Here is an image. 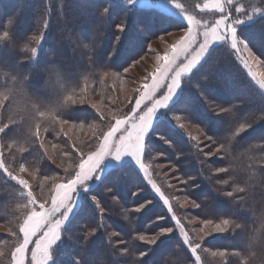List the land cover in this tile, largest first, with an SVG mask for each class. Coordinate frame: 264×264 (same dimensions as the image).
I'll use <instances>...</instances> for the list:
<instances>
[{
	"label": "trees",
	"instance_id": "trees-1",
	"mask_svg": "<svg viewBox=\"0 0 264 264\" xmlns=\"http://www.w3.org/2000/svg\"><path fill=\"white\" fill-rule=\"evenodd\" d=\"M147 1L152 4L141 3ZM197 1L200 0H180L188 14L204 23H214L220 13H202ZM154 2L159 0H0V34L8 31L10 37L0 44V72L20 76L31 72L29 87L35 93L26 94L23 83L19 82L14 88V107L0 109V125L12 126L0 134L9 171L24 168L33 179L31 191L24 193L21 186L0 172V193H4L0 195V250L4 251L5 259L15 244V237L8 231L9 224L20 227L30 213V204H49L54 184L71 180L83 160L81 157L89 155L101 143V132L106 131L108 122L114 124L116 118L122 117L143 90L141 85L121 108L120 89L124 91L129 81L136 80L134 72L157 53L154 43L161 36L186 29L180 16ZM263 6L264 0H237L236 4L246 13ZM105 8L108 13L102 21L100 13ZM238 16L245 21L237 26L238 37L264 65V14H254L249 20L234 9V22ZM9 18L14 21L10 29L6 27ZM120 25H124L123 32L117 30ZM33 36L42 39L36 59L29 61V54L19 51V47ZM85 44L89 46L84 47ZM214 47L216 50L198 74L186 78L184 96L169 113V119L180 115L185 128H173L167 122L159 127L155 123L153 127L157 135L162 132L167 136L171 147L156 137L151 138L152 151L147 152L152 160L151 172L148 167L143 172L133 162H124L107 172L98 186L89 189L88 194L100 199L97 204L101 203L104 211L93 208L91 203H81L72 227L65 226L52 264H237L227 253L241 249L248 234L264 228L260 217L237 210L231 204L232 198L218 194V189L227 191L234 186L225 188L218 183L228 179L230 173L214 171L226 167L227 161L219 154L205 155L215 147L201 134L207 121H212V128L219 131L213 134H224L222 139L226 140L233 132L236 114L243 117L255 113L257 119L264 120L263 90L250 80L247 70L226 46ZM51 65H58L59 70L52 74L46 88L41 70ZM209 82L212 87L207 92L197 87ZM8 83V77H0V89ZM44 89L46 93H41ZM80 99L84 101L75 102ZM232 105L235 107L231 113L223 115L230 124L223 125L222 120L220 124L213 118L214 109ZM37 111L47 112L48 119L38 117ZM97 137H101L98 142ZM236 147L239 152L254 157L264 155V121H257L241 134ZM160 164L168 167L165 178ZM149 175L157 187L166 186L172 212L148 183ZM138 191L139 195H133ZM185 197L201 203V208L185 203ZM146 200L152 201L148 207L139 213L132 211ZM126 210L128 220L123 218ZM160 216L165 219L157 220ZM229 216L244 225L243 229L235 230V235L226 230L200 240L192 231L203 227L201 220L218 223ZM192 219L196 223H189ZM177 220L190 236L181 234ZM168 227L173 232L155 246L135 239ZM91 230H95V235L87 239L85 234ZM187 239L192 247H200L190 251ZM123 249H128L127 254ZM143 252L148 255L140 260L139 254ZM214 252L225 255H213Z\"/></svg>",
	"mask_w": 264,
	"mask_h": 264
},
{
	"label": "snow or ice",
	"instance_id": "snow-or-ice-1",
	"mask_svg": "<svg viewBox=\"0 0 264 264\" xmlns=\"http://www.w3.org/2000/svg\"><path fill=\"white\" fill-rule=\"evenodd\" d=\"M168 4L183 13L186 31L173 45L170 46V51L166 50V54L164 56L157 57L158 60L163 61V63L158 66V75L152 79L150 84L145 85L147 91L141 90L140 97L136 100L135 107L131 110V114L116 118L115 124L109 121L105 126L106 131L101 132L102 139L104 138L105 134H107L109 139L119 140L121 136H123L130 129L134 128V134L137 141H143V151L144 153L148 152L149 154H151L152 151L150 139L153 137L158 138L164 144L171 147V141L166 135H164L162 132L157 135V131H155L153 128L154 122H156L158 127L161 123L167 122L170 127L175 128L178 126L180 129L185 128V124L182 121L180 115H172L169 119V113L173 112V110L176 108V105L181 102L184 96V86L188 82V79L186 78H192L194 75L198 74L199 69L206 63L209 55L216 50V47L214 46H226L231 51V53L237 57L240 65H242L243 68L248 71L250 78L256 82L260 89H264V78H260L257 73L252 71V62L258 61L259 58L248 47L247 43L240 39L237 35V25L242 24L245 21L244 19L239 18V16L235 22L232 19L234 9L237 13L245 14V18L249 20L254 14L264 11V9L255 10L253 13H249L247 11L246 13L245 9L236 7L237 0H220V2L215 5H209L208 3H205L202 7H197H200L202 12L207 11L213 14L220 13L221 16L219 19L215 20L214 24H204L203 21L197 19L194 15L188 14L186 5L181 3L180 0H159V5L164 10H167ZM107 13V8L101 11L100 16L102 21H104L106 18ZM117 30L119 32H123L124 25L118 26ZM160 40L163 42V36L160 37ZM107 75H112L115 77L116 73H108ZM165 81H168V83L165 84ZM161 87H164L165 91L157 97L156 93ZM197 87L207 92L212 87V84L211 82L206 84H198ZM83 101V99H80L75 102L82 103ZM145 101L150 102V106L138 114L137 110L141 108V104ZM232 107L235 106H220L214 109L213 118L219 123L222 120L224 122L223 125L230 124L231 121L224 119L223 115L225 113V109H231ZM236 115L238 116L237 120L243 121L245 124L252 123L253 121H264L257 119L255 113L243 117H241L240 114ZM173 121H175V125L172 124ZM206 123L207 126L201 131V134L206 140L211 141L212 145H215L211 152L205 154L208 157H212L218 154L217 142L222 140L224 134L222 136L214 135L213 133L216 130L212 128V121H207ZM124 125H127V127H124L123 131H121V128ZM9 128H12V126L7 124L0 125V134H4ZM246 131L247 130L243 131L241 134L245 133ZM117 132L120 133L119 136H116ZM101 137H97V142ZM194 139H198V137H194ZM81 143H83V141H81ZM81 158L86 159L87 157L85 158L82 156ZM145 165L148 167V169L151 167L150 163H145ZM26 171L27 169H20V172ZM173 171H175V168H173ZM214 171L224 173L223 167L215 169ZM0 172H3L13 181H15L16 184L21 186L23 192L31 191V186L26 180L22 179L21 176L16 172L9 171L2 149H0ZM104 175L105 174L102 173V170L98 169L96 176H100L101 180L97 181L96 176H93L92 183L95 186H98L102 182ZM192 179H195V177H192ZM182 182L187 183V181ZM148 183L153 189H155L156 193H160L161 196H163V193H161L160 188L157 187L156 182L152 180L151 175L148 176ZM83 187L84 186H81V188ZM3 194L4 193H0V195ZM139 194V191L133 193V195ZM77 199L81 198L77 197ZM98 200L100 201V199H98V197L93 193H86L81 199V202L91 203L93 208L100 209L101 211L103 208L101 207V203L97 204ZM81 202L79 204V210ZM163 202L169 206L168 211L172 212V206L169 204V201L165 199ZM184 202L190 204L193 208H201V203L196 202L195 200L189 201L187 197H185ZM151 203V200H146L142 205L136 207L132 211L139 213ZM79 210L74 213L73 205L69 204L68 208L64 209V213H67V217L65 218L64 213H61V216L59 217L60 223L56 224L48 232V234L44 236L43 240L40 238L44 235L43 232H41L39 235L32 236V232L29 229L23 228V230H21L23 222H21L20 227L9 224L8 231L11 236L15 237V244L14 247L9 250L8 257L6 259L4 251L0 250V264H52L57 245H59L60 238L63 236V233L66 230L65 226H67V228L72 227L75 216ZM173 217H175V213H173ZM123 218L125 220L130 218L127 210L125 211ZM164 219V216L157 217V220ZM189 223H196V221L192 219L189 221ZM200 223L203 225V227L192 229V231L197 233L200 240H202L204 236L212 235L213 232L223 233L229 227L227 219H221L218 223L214 222L212 219H204L201 220ZM176 224L179 227L182 235H189V233L185 231L184 225L181 224L179 220L176 221ZM0 227H2V225H0ZM172 232L173 228L171 227L161 228L153 234L138 235L135 237V239H138L144 244L155 246L158 241ZM113 234L117 235L115 232ZM85 235L87 239H90L95 235V230L88 231ZM121 243H128V241H121ZM30 245L31 248L29 247ZM186 245L192 252H195L200 247L199 245L192 247L190 239L186 240ZM122 251L127 254L128 249H123ZM146 255H148L147 252L139 254V259L142 260ZM213 255L223 256L224 253L214 252ZM76 264H79V262H76Z\"/></svg>",
	"mask_w": 264,
	"mask_h": 264
},
{
	"label": "rangeland",
	"instance_id": "rangeland-1",
	"mask_svg": "<svg viewBox=\"0 0 264 264\" xmlns=\"http://www.w3.org/2000/svg\"><path fill=\"white\" fill-rule=\"evenodd\" d=\"M197 2L199 3L198 6L202 7L205 3H208L209 5H215L219 3L220 0H200ZM141 3L144 5L147 4L149 6L152 4L151 2H148V1L146 3L145 2H141ZM153 4L159 5V2H154ZM158 7H161V6L159 5ZM200 7H198L199 10H200ZM254 8H255V4H254ZM259 9H264V6ZM259 9H255V10H259ZM167 10L173 12V14L175 15L180 16L182 20H184L183 13L175 9L174 7H172L170 4L167 5ZM202 13H208V12L203 11ZM257 14L258 15L264 14V11H261ZM220 16L221 14H219L217 19H219ZM204 24H207V23H204ZM185 31L186 29L174 32L172 34H168L163 37V42H161V40H158L154 43V48H155V51H157V53H155L149 59V61L145 62L144 65L142 64L141 67H139V69H137L134 72L135 75L137 76L136 80L134 79L133 81H129L127 88H125L124 91H121L120 89L121 97H118V98L121 101V108L124 107V105H126L127 101L128 102L130 101V99L133 96V93H135V91L141 85H143V90L147 91V89L145 88V85L150 84L152 79L156 75H158V66L163 63V61L158 60L157 57L164 56L166 54V50L170 51V46L173 45L177 41V39L184 34ZM248 47L250 48L249 45ZM252 71L257 73L258 76H260V78H264V65L260 60L252 62ZM247 74H248V77L250 78V74L248 73V71H247ZM144 79L146 80L144 81ZM250 80L253 81L251 78ZM167 83L168 81H165V84ZM261 90H263L264 92V89H261ZM164 91H165V88L161 87L159 91L156 93V96L157 97L160 96V94ZM40 92L46 93L45 89L40 90ZM140 94L141 93H138L136 95L133 106L128 108V110L126 111L124 115L131 114V110L135 107V102L137 99H139ZM148 106H150V102L148 101L143 102L141 104V108L137 110V113L139 114L140 112L146 110ZM163 111H166V110H163ZM155 123L156 122H154L153 127ZM124 127H127V125L122 126L121 131H123ZM215 132L218 133L219 131H215ZM119 135L120 133L117 132L116 136H119ZM0 149H1V143H0ZM86 157H85L86 159H83L77 166L76 173L71 178V180L66 181V182L60 180L54 184V186L52 187L49 193V195H51V198H50L51 200L49 204H47L48 202L46 203L45 201L44 202L46 205L38 204V206L36 205L33 206V204H30L31 206L30 213L28 214L27 219L24 221L21 230H23V228L29 229L32 232V236L39 235L41 232H43L44 235L40 237L41 240H43L44 236H46L48 232L56 224L60 223L59 217L61 216V213H64V209L68 208L69 204L73 205V211L74 213L76 212L83 196L86 193L88 194L89 189L95 186L92 183V177L96 176L98 169L102 170L103 174H106L114 167H118L122 165L124 162L131 161L134 164H136L140 170L145 172L147 169V166L145 165V163L151 164V161H152L151 159H148L147 152L144 153L143 151V141L142 140L137 141L136 136L134 134V128L126 132L123 136H121L119 140L109 139V136L105 134L101 143L96 148H94L92 152ZM157 157L160 158L159 156ZM159 168L161 169L162 175L165 178V176H167L169 173L168 167L165 164H160ZM17 169L13 171L18 173L21 176V178L26 180L27 183L31 186L33 179L29 176V174L27 172H20V170H18L17 172ZM149 172H151V168H149ZM96 179L97 181H100L101 177L96 176ZM168 184H169V180H168ZM81 186H84V187L81 188ZM160 186L162 187V189L161 187L159 188L161 190V193H163V196H161L160 193H156L155 189L153 188L152 189L155 192V194L158 196V198L161 200V202H163L165 199H167L165 191H168V190L166 189V186L164 185H160ZM24 193H27V192H24ZM77 197L81 199H77ZM64 217L65 218L67 217V213H64Z\"/></svg>",
	"mask_w": 264,
	"mask_h": 264
},
{
	"label": "clouds",
	"instance_id": "clouds-1",
	"mask_svg": "<svg viewBox=\"0 0 264 264\" xmlns=\"http://www.w3.org/2000/svg\"><path fill=\"white\" fill-rule=\"evenodd\" d=\"M13 23V19L9 18L6 22V27L10 29ZM9 38V32L4 31L0 34V44L8 41ZM41 39L42 37L39 36L31 37L29 42L19 47V51L29 54V61H34ZM88 46L87 44L84 45V47ZM58 70V65H51L47 70H41L46 88L52 74ZM31 76V72L22 76L15 73L0 72V77H8L10 81L6 87L0 89V109H12L14 107L16 103L14 88L19 82L23 83L26 94H35L29 87ZM33 107L35 108V106ZM224 111L225 113H229L232 110L225 109ZM36 114L45 120L49 116L47 112L37 111ZM256 122L253 121L252 123L245 124L243 121L235 120L233 123L234 131L231 135L226 140L222 139L217 142V153L227 161V166L223 167V171L230 173L228 179L219 181L218 183L225 188L229 185H234L231 190L222 191L218 189L217 192L223 197L232 198L231 204L237 210L258 216L261 220H264V155L254 157L250 153L239 152L236 147L241 133L250 129ZM224 219L228 220L229 227L227 230L232 235H235V230H240L244 227L242 223L232 216ZM227 255L234 258L237 264H264V228L257 229L248 234L243 239V247L230 251Z\"/></svg>",
	"mask_w": 264,
	"mask_h": 264
}]
</instances>
